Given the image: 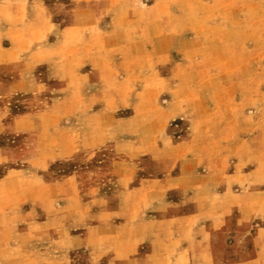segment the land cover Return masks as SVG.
Here are the masks:
<instances>
[{"label": "rangeland", "instance_id": "1", "mask_svg": "<svg viewBox=\"0 0 264 264\" xmlns=\"http://www.w3.org/2000/svg\"><path fill=\"white\" fill-rule=\"evenodd\" d=\"M262 229L264 0H0V264H264Z\"/></svg>", "mask_w": 264, "mask_h": 264}, {"label": "crops", "instance_id": "2", "mask_svg": "<svg viewBox=\"0 0 264 264\" xmlns=\"http://www.w3.org/2000/svg\"><path fill=\"white\" fill-rule=\"evenodd\" d=\"M176 181L174 180H167L165 184L159 183V186H164V187H168L171 186L170 188L167 189V191L171 192V191H176V187L172 186V185H176ZM165 192V196H166ZM133 194V193H132ZM188 202H185V204H176V203H161L159 204L158 207V212L160 213L158 220L159 222L162 221L163 224L166 226L167 230H169V239L168 240H164L162 243H164L166 246L170 247L169 245H177L176 247V253H179L180 256H182V259H187L191 254V248L192 247V237L193 235V231L197 232L199 229V225H196V223H194V227L191 228V234L192 235H186V227L182 224L183 222L179 221V215L177 213H179V211H181V208H185L187 206ZM190 211V210H189ZM158 213V214H159ZM188 215H186V219H184L185 221L187 220ZM223 224L222 222H218V221H212L209 224H206V226H202V228L200 229L199 233L202 234V239H207L208 240V249H210V251H208L209 253L212 252V255H210V258L215 259L216 257L214 256L216 253L219 252V245L220 242H215L216 238H218L219 236H215L214 234V229H216L217 227L220 228V225ZM182 225V227H181ZM219 225V226H218ZM224 227V226H223ZM189 229V228H188ZM189 232V231H187ZM264 233V229H262L261 231H258L256 234V238H258L260 235H263ZM198 234V233H197ZM183 236L182 237H180ZM194 236V239H196ZM200 237V235H199ZM189 242H188V241ZM196 241V240H195ZM196 243V242H194ZM190 245V246H189ZM173 251V250H172ZM223 253H225V249L223 251ZM189 255V256H188Z\"/></svg>", "mask_w": 264, "mask_h": 264}]
</instances>
